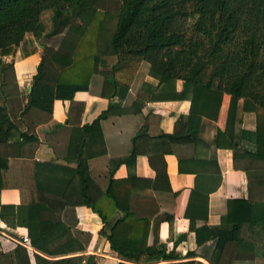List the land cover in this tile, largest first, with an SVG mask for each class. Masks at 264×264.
<instances>
[{
	"label": "trees",
	"instance_id": "1",
	"mask_svg": "<svg viewBox=\"0 0 264 264\" xmlns=\"http://www.w3.org/2000/svg\"><path fill=\"white\" fill-rule=\"evenodd\" d=\"M99 1L0 0L1 57L11 54L14 48L26 42L28 35L39 36L42 33V39L46 41L59 39L54 42V47L43 45L44 59L51 60L59 72L56 85L53 87L40 81L42 57L26 108L34 107L51 113L54 100L72 101L76 92L88 91L90 78L97 67L105 68L110 75L108 83L113 93L109 98L118 96L123 100L126 97L123 106L110 102L91 124L75 131L76 137L72 142L69 140L67 149L71 158L66 156L67 161L75 164V169L52 163H37L35 166L39 201L46 207L44 212H54L55 215L39 217L38 234L30 238L29 245L48 254L81 253L85 250L79 237L75 242L72 237L68 238L69 228L62 221L66 208L64 190L71 179L79 175V163H88L107 154L102 122L142 114L144 102L128 94V85L117 82L115 74L118 71L131 73L137 70L136 84H141L148 75L158 76L161 85L151 94L152 102L190 101L187 120L198 140L200 117L216 121L223 98L228 96L226 125L238 124L240 127L244 115L252 116L255 137L252 154L264 159V0H119V6L113 12L99 10ZM43 12H49L51 17L48 33L44 32L40 22ZM112 58L115 62L108 66L107 60ZM11 74L12 66L5 65L0 58L1 97L2 86ZM177 81L182 82L179 92L176 90ZM119 86L122 87V95L118 94ZM0 110L6 111L3 105H0ZM5 114L0 119V144L6 143L15 128ZM240 133H235L233 138L240 139ZM144 135H147L145 126L133 137L129 156L113 162V169L108 173L98 200L90 201L82 183L78 196L100 218L103 226L99 235L122 260L119 264L160 261L178 264L170 263L176 256L167 254L165 246L158 241L161 219L157 218L151 224L153 213L140 215L133 205L138 196L131 186L136 160L134 145ZM174 136L175 133L170 135ZM226 137V132L218 131L213 139L214 148H234L237 143L223 144L228 140ZM20 138L21 145L32 143L36 146L38 143L36 137L27 133H21ZM159 157H154L158 168H154L153 189L159 190L166 185L171 193L165 165ZM122 164L129 169L127 178L113 179L114 170ZM201 178H196L195 190L205 193L191 191L185 213L192 231L198 228L195 222L206 221L208 194L220 184L217 180L210 186H200L199 182L204 183V178ZM205 178L208 182L215 181L214 176ZM172 195L176 197L179 194ZM227 205L229 230L217 229L218 241L222 239L223 244L232 240V230L241 224L247 223L251 228L264 220V210L249 202L234 200ZM14 210V207L0 204V219L13 226L16 223L27 226L26 208L19 214ZM261 228L264 230V221ZM77 233L88 242L90 235ZM149 234L153 236L150 246L147 244ZM30 235L33 236L31 232ZM34 258L36 264H93L95 257L78 255L56 261H47L37 255ZM15 260L17 264H29L24 247H16Z\"/></svg>",
	"mask_w": 264,
	"mask_h": 264
},
{
	"label": "crops",
	"instance_id": "2",
	"mask_svg": "<svg viewBox=\"0 0 264 264\" xmlns=\"http://www.w3.org/2000/svg\"><path fill=\"white\" fill-rule=\"evenodd\" d=\"M50 41L42 39V33L39 36L28 35L26 42L14 48L11 54L0 56L5 65L12 66V74L2 86L0 105L6 111L0 110V119L6 112L15 124L6 143L0 144V204L14 207L13 212L18 214L26 208L28 219L27 226L19 223L13 226L0 219V264H17L15 249L18 246L27 250L29 264H36L34 255L47 261L91 255L95 257L93 264L121 263L122 260L111 251L107 240L99 235L103 226L100 218L86 207L78 195L82 183L84 193L91 202L99 199L108 180V173L113 169V162L129 156L132 139L143 126L147 128V135L134 145L136 160L131 186L138 196L133 205L140 215L153 213L151 224L155 219H161L158 241L165 246L167 254L176 256L170 263L264 264V230L261 228L264 220L251 228L247 223L241 224L232 230V240H227L225 244L222 239L218 241L217 237V229L229 230V201L243 200L264 210V159L252 154L255 142L253 117L244 115L240 127L238 124L226 125L230 98L225 96L216 121L200 117L198 140L193 136V128L187 120L190 101L152 102L151 94L139 89V84L134 83L137 70L131 73L118 71L115 79L129 86L128 94L144 102L142 114L103 121L107 154L88 163H79V175H75L64 190L66 208L62 221L69 228L68 238L72 237L75 242L79 237L85 250L81 253L48 254L29 245L30 238L37 236L39 217L43 214L49 217L55 215L54 212H44L46 207L39 201L34 178L36 164L52 163L75 169V164L66 160V156L71 158L67 149L69 140L72 142L76 137L75 131L91 124L108 108L110 102L123 106L126 98H109L113 93L108 83L110 75H107L105 68L97 67L90 78L88 91L76 92L72 101L54 100L51 113L34 107L26 108L34 77L44 56L43 45L54 47V42L57 43L59 39ZM107 62L111 66L115 59ZM42 73L40 81L55 87L59 72L48 58L43 57ZM144 83L152 89L158 86V82L149 76L145 77ZM121 88L119 86V95L123 94ZM181 88L182 82L177 81L176 90L179 92ZM180 118L184 120L178 121ZM218 131L226 132L228 140L223 144L237 143L234 148H214L213 139ZM21 133L36 137L37 145H21ZM174 133L175 136L170 137ZM235 133H240V139L233 138ZM156 156H160L161 163L165 165L171 193H177L178 196L174 197L166 185L159 190L153 189L154 168H158V164L154 163ZM128 173L129 169L122 164L114 170L112 178L125 179ZM198 176L204 178H201L204 183L199 182L200 186H210L217 180H220V184L208 194L206 221L195 222L198 228L192 231L185 213ZM205 176H214L215 181L208 182ZM195 193L205 192L196 189ZM77 231L90 235L88 242L85 237L78 236ZM24 238L28 239V243L23 242ZM152 241L153 236L149 234L147 244L150 246ZM166 263L160 261L143 264Z\"/></svg>",
	"mask_w": 264,
	"mask_h": 264
},
{
	"label": "rangeland",
	"instance_id": "3",
	"mask_svg": "<svg viewBox=\"0 0 264 264\" xmlns=\"http://www.w3.org/2000/svg\"><path fill=\"white\" fill-rule=\"evenodd\" d=\"M119 0H101L99 1V4L97 5V8L99 10H103V11H109V12H113L118 6H119ZM40 22H41V26L42 28H44L43 30L46 31L50 30L51 28V17H50V13L49 12H43L42 15L40 16ZM41 34V33H40ZM149 76V75H148ZM150 78L154 79L155 82H158V86L155 87L154 89L148 87L147 85H145V83L143 84V82L141 84H139V89L145 91L146 93H154V91H156L157 88L160 87L161 83L159 80L158 76H149ZM144 85V87H143Z\"/></svg>",
	"mask_w": 264,
	"mask_h": 264
},
{
	"label": "built area",
	"instance_id": "4",
	"mask_svg": "<svg viewBox=\"0 0 264 264\" xmlns=\"http://www.w3.org/2000/svg\"><path fill=\"white\" fill-rule=\"evenodd\" d=\"M23 242H24V243H28V239H27V238H24V239H23Z\"/></svg>",
	"mask_w": 264,
	"mask_h": 264
}]
</instances>
